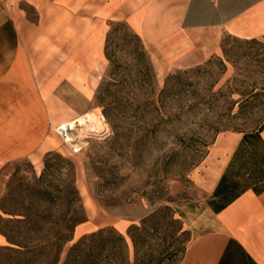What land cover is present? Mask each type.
Instances as JSON below:
<instances>
[{"label":"rangeland","instance_id":"obj_1","mask_svg":"<svg viewBox=\"0 0 264 264\" xmlns=\"http://www.w3.org/2000/svg\"><path fill=\"white\" fill-rule=\"evenodd\" d=\"M106 45L111 60L97 74L94 101L79 96L82 110L75 117L62 109L49 138L54 150L41 167L22 160L0 171V204L18 214L0 208V227L42 249L59 224H67L60 230L69 240L59 264L80 240L103 229L102 239H85L73 252L72 264H181L214 212L210 180L229 157L235 134L243 138L264 125V37L225 36L219 56L172 70L152 61L125 22H111ZM84 91L91 97L90 89ZM81 118L103 121L107 133L71 128ZM64 125L73 143L56 131ZM73 187L79 200L57 198ZM44 189L55 202L46 211L49 222L31 230L4 221L23 219L29 207L37 221L45 219L47 203L39 209ZM79 221L86 222L74 230ZM8 245L0 239V258L9 263L18 256L3 251ZM44 250L31 254L32 264H46Z\"/></svg>","mask_w":264,"mask_h":264},{"label":"crops","instance_id":"obj_2","mask_svg":"<svg viewBox=\"0 0 264 264\" xmlns=\"http://www.w3.org/2000/svg\"><path fill=\"white\" fill-rule=\"evenodd\" d=\"M114 21L172 70L219 56L225 36L264 37V0H0V171L22 160L41 167L60 112L75 117L79 96L94 101ZM241 139L235 134L211 193ZM181 264H264V193L248 190L213 212Z\"/></svg>","mask_w":264,"mask_h":264},{"label":"trees","instance_id":"obj_3","mask_svg":"<svg viewBox=\"0 0 264 264\" xmlns=\"http://www.w3.org/2000/svg\"><path fill=\"white\" fill-rule=\"evenodd\" d=\"M108 36V35H107ZM107 42V41H106ZM108 48L106 45V57L108 60H111L108 55ZM165 94V91L164 93ZM264 131V125L250 133L244 134L243 138L240 141V144L235 151L233 158L228 166V169L226 172H224L223 176L221 177L215 191L212 195V201L210 202V207L214 211V213H219L222 210H224L226 207H228L232 202H234L238 197H240L243 193H245L248 190H253L257 194L264 193V166L262 164L264 163V159L262 158L261 151L263 150L264 153V139L262 138V132ZM250 159V160H248ZM46 166L48 165L46 160ZM252 164V167L250 166ZM250 166V167H249ZM242 170V172L235 173V169ZM249 171V173H248ZM44 174L42 175V177ZM247 176V178H246ZM240 179V180H237ZM248 183V184H247ZM73 195V201L79 200V192L78 190L73 188H66L64 189L60 196L57 198H62L64 200H67L69 196ZM39 196L41 197V201L43 202L42 205H40L39 209L44 207L45 203H47L45 210L43 211V220L37 221L35 219L36 215L33 212V208L29 207L27 208V212L23 215V219H5V222L9 223H16L17 226H20L19 224H22L26 227H29L31 230H34L39 225H45L46 220L49 222L51 219L50 216L46 213L47 209L53 204L54 198L53 194L50 193L47 189L41 190L39 192ZM55 203V202H54ZM66 207L68 205H65ZM0 208L6 215L10 216H16L14 211L7 209L3 203L0 204ZM66 212L62 210V217H64ZM64 219V218H63ZM86 221H79L74 226V230L77 226L80 224L85 223ZM60 227V228H59ZM59 227L57 228V223L55 227H53L50 230H54L57 228V232L55 234L53 233V237L47 241V243L44 245V247L41 249L40 245L32 244V242H29L27 240H20L18 237L13 236L9 232L3 230L0 227V233L5 238L6 242L9 244L8 246L3 247V251L7 254L9 253H15L17 254L18 258L13 259V262H4L0 258V264H32L33 263V256L36 255L37 251L44 250V255L47 256L46 264H59L61 261V254L64 247V244L69 240L68 236L66 234H63V232H60V230L65 229L67 227L66 225L59 224ZM54 232V231H53ZM107 232V229L100 230L97 233H93L90 237H84V239L80 240L78 242V245H76L72 250L71 253L68 256V259L66 260L65 264H72L76 263V256L74 257V251L79 249V247L83 246V242L85 239H90L93 242L97 238H101L104 236V234ZM121 241H125V239L120 236ZM96 242V241H95ZM11 246H16L17 248H13ZM55 254L52 256L51 251ZM54 250V251H53ZM42 253V252H41ZM33 254V256H31ZM31 256V257H30Z\"/></svg>","mask_w":264,"mask_h":264},{"label":"bare ground","instance_id":"obj_4","mask_svg":"<svg viewBox=\"0 0 264 264\" xmlns=\"http://www.w3.org/2000/svg\"><path fill=\"white\" fill-rule=\"evenodd\" d=\"M76 126L84 127L85 129H82V132L85 131L88 134L90 133V134L95 135V136H101V135L107 133V126L105 125V123H103V121H100V120L86 121L85 118H81V119L75 121L73 123V125L71 126V128L74 129ZM69 127L67 125H64L60 128V131L62 130V134L65 135V141L66 142L73 143L74 141L71 138V134L68 132L70 130ZM81 134H83V133H81Z\"/></svg>","mask_w":264,"mask_h":264},{"label":"built area","instance_id":"obj_5","mask_svg":"<svg viewBox=\"0 0 264 264\" xmlns=\"http://www.w3.org/2000/svg\"><path fill=\"white\" fill-rule=\"evenodd\" d=\"M56 131L61 135L63 136V140L65 141V135L62 134V130L60 131L59 127L56 129ZM66 132V131H65ZM66 142V141H65Z\"/></svg>","mask_w":264,"mask_h":264}]
</instances>
